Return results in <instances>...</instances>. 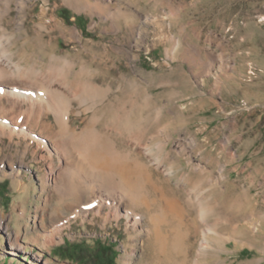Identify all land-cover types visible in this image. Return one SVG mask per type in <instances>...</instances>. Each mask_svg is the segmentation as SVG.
Returning <instances> with one entry per match:
<instances>
[{
  "label": "rangeland",
  "instance_id": "374dc122",
  "mask_svg": "<svg viewBox=\"0 0 264 264\" xmlns=\"http://www.w3.org/2000/svg\"><path fill=\"white\" fill-rule=\"evenodd\" d=\"M90 2L108 7L107 16L49 0L41 23L38 0L27 33L14 32L15 61L42 68L54 56L65 57L74 60L75 72L88 70L82 80L110 87L95 109L85 112L74 102L73 126L79 130L97 116L98 131L112 128L114 150L142 164L154 186L178 205L175 225L188 250L186 264H264V0ZM38 24L44 29L35 33ZM74 27L82 43L69 40ZM119 110L140 121L134 144L115 133L111 118ZM139 148L150 149L149 155L138 154ZM15 150L0 149V157ZM149 159L161 163L160 170ZM26 163L23 185L0 175V216L9 226L0 230V264H165L144 232L147 222L129 234L123 219L106 227L92 216L74 220L70 201L59 205L48 188L41 190L42 171L31 155ZM66 222L62 240L43 248L40 238ZM14 232L20 251L8 247ZM68 243L77 249L73 259L63 254ZM100 245L106 246L103 261L93 254Z\"/></svg>",
  "mask_w": 264,
  "mask_h": 264
},
{
  "label": "bare ground",
  "instance_id": "6f19581e",
  "mask_svg": "<svg viewBox=\"0 0 264 264\" xmlns=\"http://www.w3.org/2000/svg\"><path fill=\"white\" fill-rule=\"evenodd\" d=\"M37 1L0 0V145L16 149L14 155L0 157V175L20 178V185H23L22 169L28 166L26 159L31 155L42 171L41 190L48 188L50 193L55 194L59 205L70 201L66 208L72 219L80 218L85 222L92 216L94 219L99 218L104 227L123 219L129 234L135 233L147 222L148 227L143 230L152 240L157 257H161L165 264H186L188 250L181 235L177 234L175 225L178 205L165 198L154 186L142 164L132 160L130 154L119 153L116 148L114 150L108 139L112 128L98 131L97 116L89 117L90 120L83 122L79 130L73 126L74 102L84 106L85 112L95 109L104 104L110 87L103 90L92 82L82 80L89 73L88 70L82 68L75 72L74 60L65 57L54 56L42 68H38L35 62L15 61L12 49L17 38L14 32L27 33L25 26L32 17ZM40 1L43 7L39 18L43 23L49 0ZM61 1L78 13L96 15L101 19L108 14V7H97L90 0ZM12 12L15 17L11 16ZM48 20L61 30L55 16ZM7 26L13 31L8 32ZM110 28L114 30V26ZM43 29L38 24L35 33ZM68 33L71 42L82 43V34L77 28H71ZM112 48L124 51L121 47ZM96 75L98 78L106 76L97 72ZM111 122L116 135H128L129 142L135 143L132 139L138 136L140 121L133 120L127 112L119 110L113 114ZM135 150L140 155L150 151L141 148ZM149 160L153 167L160 170L161 163ZM195 167L198 170L199 165ZM198 197L196 210L202 211L201 205L204 203L201 204L203 201L200 202ZM66 227H70L67 222L52 226L50 233L44 235L43 239L33 232L32 238L34 241L40 238L41 246L46 249L62 240L61 234ZM8 228L0 216V230ZM28 229L29 226H26L25 231ZM7 236L10 251L23 249L19 234L14 232ZM135 240L131 239L134 243ZM192 264L199 263L196 260Z\"/></svg>",
  "mask_w": 264,
  "mask_h": 264
},
{
  "label": "trees",
  "instance_id": "16d2710c",
  "mask_svg": "<svg viewBox=\"0 0 264 264\" xmlns=\"http://www.w3.org/2000/svg\"><path fill=\"white\" fill-rule=\"evenodd\" d=\"M105 247H106V246L100 245V248H101V249H100L98 252H95L97 247H95V251H93V252H94L93 254L96 256V258L100 259V261L105 260V259H104V252H106ZM63 249H65V252H63L64 255H66V256H68V257H70V258H72V259L75 258V253H76V251H77V249H76L75 246H72V245H70V244L68 243V244L65 245V247H64ZM113 256H114V255L111 253V257H113ZM111 257H110V258H111ZM110 258H109V259H110ZM111 260H112V259H111ZM112 261H113V260H112Z\"/></svg>",
  "mask_w": 264,
  "mask_h": 264
}]
</instances>
